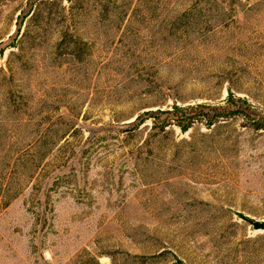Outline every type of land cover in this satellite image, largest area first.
<instances>
[{"label":"rangeland","instance_id":"rangeland-1","mask_svg":"<svg viewBox=\"0 0 264 264\" xmlns=\"http://www.w3.org/2000/svg\"><path fill=\"white\" fill-rule=\"evenodd\" d=\"M255 223L264 0H0V264H264Z\"/></svg>","mask_w":264,"mask_h":264},{"label":"trees","instance_id":"trees-1","mask_svg":"<svg viewBox=\"0 0 264 264\" xmlns=\"http://www.w3.org/2000/svg\"><path fill=\"white\" fill-rule=\"evenodd\" d=\"M232 95H233V92L230 90L229 91V96L231 97ZM174 106H175V108H178L179 109V107L177 106V104H175ZM177 122H178L177 124L179 125V127L182 128L183 131H186L188 129V127L190 126L189 123L188 124H185V123H183V121H180V120H178ZM255 224L258 225V227H263L264 228V224H258V223H255Z\"/></svg>","mask_w":264,"mask_h":264}]
</instances>
